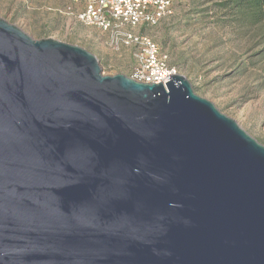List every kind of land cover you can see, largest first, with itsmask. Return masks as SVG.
<instances>
[{
    "label": "water",
    "instance_id": "95a60500",
    "mask_svg": "<svg viewBox=\"0 0 264 264\" xmlns=\"http://www.w3.org/2000/svg\"><path fill=\"white\" fill-rule=\"evenodd\" d=\"M0 264H264V145L0 18Z\"/></svg>",
    "mask_w": 264,
    "mask_h": 264
},
{
    "label": "rangeland",
    "instance_id": "374dc122",
    "mask_svg": "<svg viewBox=\"0 0 264 264\" xmlns=\"http://www.w3.org/2000/svg\"><path fill=\"white\" fill-rule=\"evenodd\" d=\"M70 0H0V18L35 40L84 48L104 75H131L132 49L109 46V33L77 22ZM213 0H174L172 14L146 34L168 55L194 91L264 145V29L227 21ZM215 14V15H214Z\"/></svg>",
    "mask_w": 264,
    "mask_h": 264
},
{
    "label": "built area",
    "instance_id": "2783aa9c",
    "mask_svg": "<svg viewBox=\"0 0 264 264\" xmlns=\"http://www.w3.org/2000/svg\"><path fill=\"white\" fill-rule=\"evenodd\" d=\"M174 0H70L68 14L86 26L109 33V46L132 49L133 80L166 85L177 70L158 44L146 34L136 33L155 26L172 14Z\"/></svg>",
    "mask_w": 264,
    "mask_h": 264
},
{
    "label": "trees",
    "instance_id": "16d2710c",
    "mask_svg": "<svg viewBox=\"0 0 264 264\" xmlns=\"http://www.w3.org/2000/svg\"><path fill=\"white\" fill-rule=\"evenodd\" d=\"M228 21L264 29V0H213ZM215 15V14H214ZM264 54V50L262 52Z\"/></svg>",
    "mask_w": 264,
    "mask_h": 264
}]
</instances>
